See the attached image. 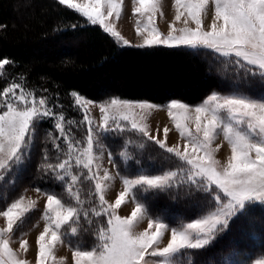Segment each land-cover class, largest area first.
Segmentation results:
<instances>
[{"label": "snow or ice", "instance_id": "obj_1", "mask_svg": "<svg viewBox=\"0 0 264 264\" xmlns=\"http://www.w3.org/2000/svg\"><path fill=\"white\" fill-rule=\"evenodd\" d=\"M58 2L75 10L91 25L100 26L123 45H129L113 22L121 16L122 0ZM134 2L137 6L132 12L139 17L135 32L142 37V44L137 47H203L221 56L234 58L232 62L246 75L264 79V0H174L176 14L168 25L166 35L156 26V15L160 12L158 0ZM213 5L214 15L211 16L210 25L205 28L203 16L210 12ZM160 14L163 15L162 12ZM190 21L195 27H189ZM177 22H181L183 27L177 28ZM9 63L7 59L0 60V70ZM73 96L75 105L85 112L84 122L88 125L86 147H78L79 142L72 141L65 131L64 115H57L49 107L46 97L37 98L32 91H25L20 83H11L0 90V180L23 162L40 121L46 118L55 120L54 127L59 137L67 142L65 158L58 157L57 163H49L45 152L41 169L65 182L66 192L74 203L66 204L55 194H45L44 227L36 240V264H56L54 250L57 244H63L69 235L78 234L82 216L91 224L90 214L106 218V224L98 228L99 243L91 250L74 247V264H176L174 257L178 254L209 246L246 206L256 202L264 205V97L256 99L245 94L213 93L194 107L182 102H170L166 106L167 115L184 141L181 148L179 144L168 146L165 140L150 134L146 114L161 107L159 105L113 98L99 105L102 122L97 129L86 114L87 105L92 102L75 93ZM137 110L145 115L138 119ZM126 130L135 131L154 142L181 161L182 165L160 174L122 177L123 190L118 193L114 203H109L104 196V182L112 177L107 170H104L103 176L99 175V165L94 166L97 157L93 148L98 143V132ZM169 131L167 126L164 127L165 138ZM220 135L231 147V155L225 164L215 158L212 147ZM55 147L60 151L59 144ZM109 162H113L111 152ZM73 164L86 169L87 174L73 173ZM82 175L87 180L95 181L98 207H83L84 202L76 187ZM183 185L207 194L206 214L176 227H170L160 219L148 218L147 228L141 232L135 231L136 225L147 218L146 207L136 199L135 190H167ZM36 191L39 193L43 190L37 188ZM127 199L135 203L131 215H118L117 209ZM34 206L35 201L25 203L21 197L5 210H0V216L6 220V226L0 228V264H28L10 247V235ZM166 234L170 236L166 246L161 247ZM69 247H73L71 242ZM20 248L27 252L28 241L21 240ZM150 257L162 259L149 260ZM256 264H264V259Z\"/></svg>", "mask_w": 264, "mask_h": 264}, {"label": "trees", "instance_id": "obj_2", "mask_svg": "<svg viewBox=\"0 0 264 264\" xmlns=\"http://www.w3.org/2000/svg\"><path fill=\"white\" fill-rule=\"evenodd\" d=\"M24 1L0 0V60L10 61L0 70V90L20 83L65 114L80 112L73 93L97 101L120 97L159 104L172 99L198 103L215 91L264 95V79L246 75L232 62L234 58L201 47L124 46L58 0H30L23 5ZM133 151L130 174L161 171L169 168L167 159H176L150 145L147 151ZM36 164L37 159L32 167ZM120 166L125 172V165ZM45 173L33 178V183L56 190L54 179ZM91 184V180L85 182L84 196L94 204L95 197L88 195L94 192ZM63 189L55 192L64 196ZM140 200L151 215L174 227L208 209L207 194L187 185L143 192ZM83 219L79 223L83 231L74 238L85 242L80 233L85 235L83 246L91 247L96 230L83 225ZM259 256H264V205L257 202L246 206L205 249L180 253L178 263L252 264Z\"/></svg>", "mask_w": 264, "mask_h": 264}, {"label": "rangeland", "instance_id": "obj_3", "mask_svg": "<svg viewBox=\"0 0 264 264\" xmlns=\"http://www.w3.org/2000/svg\"><path fill=\"white\" fill-rule=\"evenodd\" d=\"M75 2L83 3L84 0H75ZM27 3H30V0L24 1L23 5ZM20 6L21 4L18 5V8H20ZM136 6L137 5L135 4L134 0H122L121 16L119 20L114 19L113 22L115 24L116 30L119 31L121 35L129 41L128 46L137 47V45L142 44V37L138 36L135 32L136 21L137 19H139V17L137 15H133L132 10ZM158 7L160 9V12H157L156 15V26L164 35H166L168 32V25L174 20L176 14L174 0H158ZM161 12L163 13V15L160 14ZM210 13L214 14V5L211 6L210 12L206 13L203 16V24L205 28H207L210 25L209 22L207 21ZM175 26L177 28H180L183 27V24L181 22H177ZM189 27H195L194 23L190 21ZM118 42H120L123 45L121 41ZM245 83H247L246 85L249 87L250 83L248 82ZM24 89L25 91H29L26 88ZM213 93H217L220 95L245 94L256 99L264 97V95L254 96L253 94L246 91H229V92L215 91ZM213 93L209 94L201 102L198 103H188L179 99H172L164 104L154 103L148 100L123 99L120 97H112L103 101H97V100L88 99L79 94L77 95L92 102L91 104L87 105L88 112L86 114L92 119L93 126L96 127L97 129L102 122L99 105L101 103H107L113 98L126 100L130 102H149L154 105H159L161 107L154 109L150 113L146 114L147 115L146 123L149 127L150 134L157 136L159 139L165 140L168 146L179 144L181 148H183L184 141L181 139L179 133L175 130L172 120L168 117L166 106L170 102L177 101L194 107L202 104ZM48 105L57 115L60 114L64 115L65 120L63 121V123H64L65 131L69 134L72 141L79 142V144L77 145L78 147H86L88 125L84 122L85 112L83 108L78 107L80 111L79 113L76 112L72 114H65L64 112L58 111L56 108L50 106L49 102ZM137 112H138V117H137L138 119L140 118V116L145 115L144 113H140L139 110H137ZM54 124H55V120L49 118H46L37 124L35 128L34 136L32 138V142L28 147V149L26 150V156L23 162L15 166L10 172H8L3 180H0V210H5L8 205H10L16 199H19L21 197L24 198L25 203H28V201L30 200L35 201L34 208H32L18 223V225L14 227V231L10 235V247L18 254L19 258L28 261V264H36V256L38 252L36 240L39 236V233L43 231V227H44L43 213L45 211V204H46L45 194L46 193L55 194L60 199H62V201L65 202L66 204L74 203V199L69 197V195L66 192L65 182H58L59 180L54 178L50 172L45 174H47L48 177L50 178L52 177V179H54L53 185H55L57 189L64 188L63 189L65 192V194H63L64 196H61V194L56 193L55 191H57V189L53 190L52 188H50L46 190L41 186L40 183L38 185L37 184L35 185L33 183V178L40 176V173L44 172L41 169V164L45 162L44 161L45 152H47L48 154L49 163H53V164L57 163L58 157L59 159L65 158L64 154L67 151V142L63 138L59 137V132L58 130L55 129ZM166 126L170 129L167 138H165L163 133V129ZM194 130L195 129L193 126V131ZM97 138H98V143L94 144V148H93L94 155L97 157V159L94 160V166L99 165L98 173L100 176H103L104 170H107L110 176L112 177L111 180L104 182V189H105L104 196L109 203H114L118 193L123 190L122 177L132 178L138 174H160L163 171L176 170L178 167L182 165V162L177 159H173V160L167 159L168 161H171L169 163L170 166L167 169H163L161 171L159 170L150 171V172L137 171V174L136 173L130 174L129 172H127L132 170L129 166V162L130 160H133L136 156V152L133 151V149L134 150L139 149V151L146 149L147 151L149 150V145H150L152 147H155L157 150H159V152L163 153L164 150L160 149L159 146L156 145L154 142L147 140L139 133L131 130H126L124 132H114V131H109L107 133L98 132ZM56 144H59L60 151H57L55 147ZM212 147L215 149V158L219 160L221 164H225L227 162V159L231 155V147L230 145L227 144V142H225L222 135L216 138ZM109 152H111L113 158V162L111 163L109 162ZM121 153H126V155H121ZM167 158L170 157L167 156ZM35 159H37V164L33 168L32 165ZM120 165H125V169H123L125 170V172L120 170L121 167ZM72 170L73 173L75 174H80L81 172H83L85 175L87 174L86 169L76 167L74 164ZM94 170H96L95 167ZM83 178L84 175L81 176L82 180L80 179V182L76 186L79 189L80 198L84 202L83 207L85 209L98 207V197L95 194V187H94L95 181H92V184L90 186V189L94 190V192L92 191L91 193L88 194L91 198L93 196L95 197V202L94 204H92L89 201V199L84 196L85 195L84 191L86 189L84 184L88 180ZM57 183H60L61 186L58 187ZM37 188H40L43 191L38 193L36 191ZM143 192L145 191L141 189L135 190L136 199L141 203L143 202L142 200H140V195H142ZM134 207H135V203L131 199H127V202L123 204L120 209H117V214L121 216H129L131 215V212L134 209ZM168 207H169L168 205L165 206V208ZM90 216H94V215L90 214ZM98 218L99 221L96 223L92 222L91 224H89L85 219H83V221L81 222L83 225H85L84 223H86L88 225L87 227L92 226L93 228H95L96 230L95 238L94 240L93 238H91L94 245H92L91 247L83 246V244L85 242L87 243V241L85 239V235L83 236L81 233L80 235L85 242H82L80 239H75L74 238L75 236L69 235L66 237L65 242L63 244H57L54 250L56 264H74L72 260V251L74 250L75 246L81 247L82 250H91L99 243L97 236L98 228L102 224H106V218L105 219L103 217H98ZM148 218L160 219L163 222L167 223L162 218L151 215L147 210V218L141 220L136 225L135 227L136 232H141L147 228ZM197 218L199 217H196L194 219ZM194 219L189 220L185 223H190ZM5 226H6V220L4 217L0 216V228H4ZM169 226L174 227L170 224ZM78 231L79 232L83 231L81 225L78 226ZM169 236L170 234L165 235V238L161 243V247L166 246L167 239L169 238ZM21 240L28 241L27 252L23 251L20 248ZM69 242H71L73 247H69ZM179 256L180 254L174 257L176 264H179L178 263ZM161 259H162L161 257L149 258V260H157V261ZM261 259H264V256L257 257L256 259H254L252 264H256V262Z\"/></svg>", "mask_w": 264, "mask_h": 264}, {"label": "bare ground", "instance_id": "obj_4", "mask_svg": "<svg viewBox=\"0 0 264 264\" xmlns=\"http://www.w3.org/2000/svg\"><path fill=\"white\" fill-rule=\"evenodd\" d=\"M212 15H214V14H213V13H210V15L208 16V20H207V21L209 22V24L211 23V16H212ZM225 142H226V141H225Z\"/></svg>", "mask_w": 264, "mask_h": 264}]
</instances>
